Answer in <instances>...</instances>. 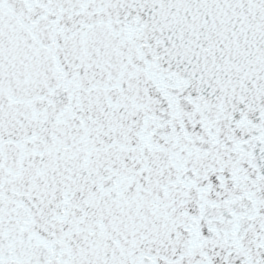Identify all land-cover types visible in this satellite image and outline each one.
Listing matches in <instances>:
<instances>
[{
  "label": "snow or ice",
  "instance_id": "6c2138e0",
  "mask_svg": "<svg viewBox=\"0 0 264 264\" xmlns=\"http://www.w3.org/2000/svg\"><path fill=\"white\" fill-rule=\"evenodd\" d=\"M0 264H264V0H0Z\"/></svg>",
  "mask_w": 264,
  "mask_h": 264
}]
</instances>
